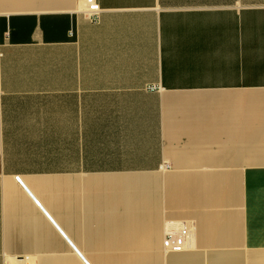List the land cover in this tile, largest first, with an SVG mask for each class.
Returning a JSON list of instances; mask_svg holds the SVG:
<instances>
[{"label": "crops", "instance_id": "1", "mask_svg": "<svg viewBox=\"0 0 264 264\" xmlns=\"http://www.w3.org/2000/svg\"><path fill=\"white\" fill-rule=\"evenodd\" d=\"M97 2L0 0V264H264V0Z\"/></svg>", "mask_w": 264, "mask_h": 264}, {"label": "built area", "instance_id": "2", "mask_svg": "<svg viewBox=\"0 0 264 264\" xmlns=\"http://www.w3.org/2000/svg\"><path fill=\"white\" fill-rule=\"evenodd\" d=\"M88 8L86 14L94 18L101 10L97 0H86ZM192 229L186 225L181 226L178 230H171L166 233L163 246L168 251L180 252L185 250L192 241Z\"/></svg>", "mask_w": 264, "mask_h": 264}]
</instances>
